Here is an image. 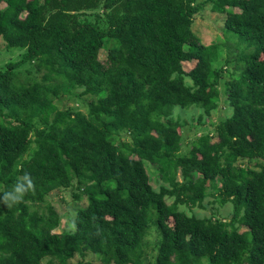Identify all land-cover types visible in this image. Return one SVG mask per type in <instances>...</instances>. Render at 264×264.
Returning a JSON list of instances; mask_svg holds the SVG:
<instances>
[{"label":"trees","instance_id":"1","mask_svg":"<svg viewBox=\"0 0 264 264\" xmlns=\"http://www.w3.org/2000/svg\"><path fill=\"white\" fill-rule=\"evenodd\" d=\"M206 7L225 16L220 43L193 32ZM0 41L24 50L0 67V264H264V0H0ZM221 96L230 115L183 152L173 110L210 118ZM26 173L34 192L8 208ZM74 189L72 230L54 232L40 208ZM209 191L228 219L179 211Z\"/></svg>","mask_w":264,"mask_h":264},{"label":"rangeland","instance_id":"2","mask_svg":"<svg viewBox=\"0 0 264 264\" xmlns=\"http://www.w3.org/2000/svg\"><path fill=\"white\" fill-rule=\"evenodd\" d=\"M225 16L220 14H215L209 11L208 7L204 8L200 11L193 20L192 29L194 34L199 38L203 45H209L213 43H220L224 40L223 37V22ZM24 50L18 48H10L5 49L4 44L0 41V67H3L5 64L9 62L17 61ZM105 51L100 52V59L104 58ZM225 54L222 49V53L219 56V61L216 66H221L224 62ZM193 63L191 64H183V68L185 71H189L193 67ZM231 65V64H230ZM58 105L60 109H63L61 106H74L77 103L72 101L71 97H64L60 98L58 101ZM79 102V101H77ZM67 104V105H66ZM231 111L230 108L225 104L224 97L221 96V99L218 104V109L211 113L210 118H206L205 115H202V110L200 109H188L182 110L176 108L173 110L172 116L174 118H180L182 122H185V139L182 143V151L186 152L189 150L190 142L195 138L202 134H214V127L215 123H218L220 119L224 117H228ZM202 116V123L204 126L197 125V120L199 116ZM205 124H207L205 126ZM213 124V125H212ZM125 137V136H124ZM148 169L151 173V183L155 190L159 189L160 185H164L167 187L168 183H165L160 179L158 173L155 172L154 167L148 165ZM176 178L178 181H181L179 171L176 174ZM210 194H214V196L208 195L202 203V207H194L188 208L186 206H180L179 211L184 212L187 216H195L196 218H209L211 216L219 217L221 219H228L231 215L232 208L230 204H221L219 199H217L216 192L209 191ZM73 193L78 194V191L75 189L72 191L70 190H63V191H55L50 193L47 197L46 203L41 206L42 209L45 205L49 204L54 208L60 218V226L54 232H62V231H71V220H74L75 216V207L78 206V203L73 200ZM166 203L171 204L172 199L166 198ZM82 205L85 204V199L81 202ZM171 224V223H170ZM242 228L241 230H243ZM156 234L154 232H149L147 241L154 240V236ZM155 251H150L147 253V256L144 258L146 262L150 261L149 264L153 262V255ZM102 264L98 261V258L92 254L85 255L84 258L80 257L79 255H75L71 260H69V264ZM41 264H58V262L54 259H44Z\"/></svg>","mask_w":264,"mask_h":264},{"label":"clouds","instance_id":"3","mask_svg":"<svg viewBox=\"0 0 264 264\" xmlns=\"http://www.w3.org/2000/svg\"><path fill=\"white\" fill-rule=\"evenodd\" d=\"M34 192V181L29 174H25L22 181H18L10 191H5L2 197V203L8 208L22 202L24 196Z\"/></svg>","mask_w":264,"mask_h":264}]
</instances>
